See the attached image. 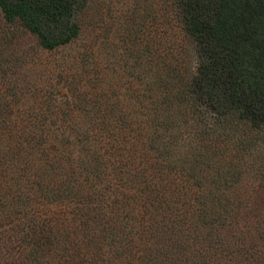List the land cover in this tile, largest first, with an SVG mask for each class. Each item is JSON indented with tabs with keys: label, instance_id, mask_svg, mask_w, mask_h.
Listing matches in <instances>:
<instances>
[{
	"label": "trees",
	"instance_id": "obj_1",
	"mask_svg": "<svg viewBox=\"0 0 264 264\" xmlns=\"http://www.w3.org/2000/svg\"><path fill=\"white\" fill-rule=\"evenodd\" d=\"M86 2L0 0V11L9 26L53 51L79 37ZM168 7L195 63L180 86L187 99L176 111L170 97L178 85L175 65L166 62L161 64L166 87L161 93L169 98L165 111L151 100L136 116L112 112L94 120L99 132L113 123L117 127L107 134L103 169L98 163L85 167L63 146L54 149L50 177L34 176L18 162L17 169L2 171L13 176L15 192L7 199L16 202L10 206L18 214L13 225L29 246L22 255L25 264H227L246 253L227 236L235 223L238 206L231 200L239 199L237 187L231 176H212L211 168L217 167L215 159L232 161L238 154L233 163L248 164L251 153L259 151L264 170V0H171ZM57 107L54 115L61 111L60 103ZM198 109L209 113L208 122L201 124ZM105 117L109 121L100 122ZM6 119L0 116V124ZM132 125L141 139L135 151L127 133ZM182 125L194 132L185 135ZM39 138L40 132L17 135L10 158L23 160V147ZM194 143L201 148L199 160H191L192 171L199 165L200 177L185 163L179 164L186 174L171 166V157L189 155ZM123 144L130 154L120 151ZM9 160L0 154L3 165ZM176 172L180 176H171Z\"/></svg>",
	"mask_w": 264,
	"mask_h": 264
},
{
	"label": "rangeland",
	"instance_id": "obj_2",
	"mask_svg": "<svg viewBox=\"0 0 264 264\" xmlns=\"http://www.w3.org/2000/svg\"><path fill=\"white\" fill-rule=\"evenodd\" d=\"M170 1L87 0L79 16V37L53 51L40 49L32 35L9 26L0 11V116L7 117L0 124V154L11 160L8 165L0 161V264H25L22 255L29 248L13 225L18 214L14 215L16 211L10 206L15 208L16 202L10 205L8 199L15 192L11 189L14 181L3 170L17 169L18 162L20 168L32 170L34 176L50 177L54 173V149L63 146L70 158L82 160L85 167L98 163L103 169L107 134H114L117 127L113 123L100 134L94 120L112 112L136 116L149 109L147 103L151 100L165 111L169 98L161 93L166 88L161 83L163 63L175 65L173 80L178 85L170 95L174 99L172 109L176 111L183 104L179 101L187 99L180 86L194 68V55L191 45L179 34L176 18L168 7ZM161 26L166 29L162 36ZM58 103L61 111L58 109L54 115ZM198 110L204 117L201 124L208 122L209 113ZM113 117L116 119V115ZM104 121L109 120L105 117L100 122ZM180 130L185 135L186 131L194 132L191 125H182ZM135 131V125L127 127L132 137L128 139L135 141L129 142L131 151H135L134 146L140 147L141 139ZM31 132H40L41 139L23 147L19 156L23 160L11 159L17 135ZM200 148L194 143L189 155H173L171 166L186 174L179 164L185 163V168L192 171L191 160H199ZM120 151L130 154L126 144L120 146ZM258 152L251 153L248 164H234L238 154L232 161L222 157L226 165L215 159L217 167L211 168L212 176L232 177L239 197L231 200L239 208L233 210L235 223L227 236L246 253H239L227 264H262L264 260V182L260 179L264 178V170L259 167ZM178 172L170 174L180 176ZM203 173L199 165L192 171L197 177Z\"/></svg>",
	"mask_w": 264,
	"mask_h": 264
}]
</instances>
